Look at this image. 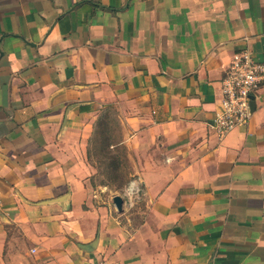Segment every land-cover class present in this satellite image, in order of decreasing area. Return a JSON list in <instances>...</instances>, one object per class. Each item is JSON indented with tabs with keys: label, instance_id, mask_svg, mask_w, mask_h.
Segmentation results:
<instances>
[{
	"label": "crops",
	"instance_id": "crops-1",
	"mask_svg": "<svg viewBox=\"0 0 264 264\" xmlns=\"http://www.w3.org/2000/svg\"><path fill=\"white\" fill-rule=\"evenodd\" d=\"M245 48L264 60V0H0V264H264V86L208 126ZM110 113L120 211L89 183Z\"/></svg>",
	"mask_w": 264,
	"mask_h": 264
},
{
	"label": "built area",
	"instance_id": "built-area-1",
	"mask_svg": "<svg viewBox=\"0 0 264 264\" xmlns=\"http://www.w3.org/2000/svg\"><path fill=\"white\" fill-rule=\"evenodd\" d=\"M220 83V109L208 126L219 137H224L230 131L249 123L253 112L251 98L264 86V60L257 58L246 48L235 51Z\"/></svg>",
	"mask_w": 264,
	"mask_h": 264
},
{
	"label": "rangeland",
	"instance_id": "rangeland-1",
	"mask_svg": "<svg viewBox=\"0 0 264 264\" xmlns=\"http://www.w3.org/2000/svg\"><path fill=\"white\" fill-rule=\"evenodd\" d=\"M122 138L115 117L106 114L96 126L88 157L93 167L89 179L93 190L103 189L107 195L124 196L134 180L136 166L129 151L120 143ZM140 193V189L134 191L137 206L141 201Z\"/></svg>",
	"mask_w": 264,
	"mask_h": 264
},
{
	"label": "water",
	"instance_id": "water-1",
	"mask_svg": "<svg viewBox=\"0 0 264 264\" xmlns=\"http://www.w3.org/2000/svg\"><path fill=\"white\" fill-rule=\"evenodd\" d=\"M251 99H252L251 105L253 107V98H251ZM112 201H113L116 209L120 211L122 209L123 198L120 195L117 194V195H114L112 197Z\"/></svg>",
	"mask_w": 264,
	"mask_h": 264
}]
</instances>
